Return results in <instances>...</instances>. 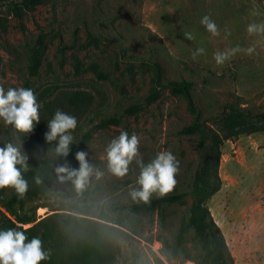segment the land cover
Listing matches in <instances>:
<instances>
[{"label": "rangeland", "instance_id": "374dc122", "mask_svg": "<svg viewBox=\"0 0 264 264\" xmlns=\"http://www.w3.org/2000/svg\"><path fill=\"white\" fill-rule=\"evenodd\" d=\"M2 14L0 87L31 88L43 107L40 122L29 134H19L0 120V147L21 136L29 158L34 153L52 158L44 133L47 122L60 109L77 118L74 145L90 134L82 150L89 153L87 162L102 175L93 174L81 191L72 184L55 183L41 198L26 201L23 208L8 206L13 189H0V219L27 229L53 213L92 220H99L103 213L112 220L109 225L125 233L117 243L115 264H157L155 258L161 264L202 263V241L189 226V193L199 137L180 134L192 123L193 115L185 100L173 97L165 86L191 81L193 100L209 124L225 112L226 104L261 112L264 33L249 34L247 26L264 22V0H46L22 10L20 16ZM204 15L215 21L219 35L206 31L200 23ZM89 33L96 37V44L88 39ZM185 33L193 38L187 39ZM237 45L254 47L255 52L241 51L224 64H216L214 53ZM32 48L39 50L41 62L37 75L30 77L27 67ZM197 48L205 51L193 58ZM95 70L107 78H98ZM155 88L160 93L156 102L135 115L124 113ZM111 118L116 123L103 127L101 122ZM121 131L138 136L145 163L163 150L175 155L180 171L176 185L166 195L184 194L182 203L138 214L128 210L142 202L129 195L139 187V168L133 161L128 173L117 177L108 170L105 152ZM219 175L221 190L207 205L221 226L235 264H264V245L257 246L253 239L264 238V134L224 142ZM111 206L119 210L109 212ZM183 222L188 229L179 242Z\"/></svg>", "mask_w": 264, "mask_h": 264}, {"label": "trees", "instance_id": "16d2710c", "mask_svg": "<svg viewBox=\"0 0 264 264\" xmlns=\"http://www.w3.org/2000/svg\"><path fill=\"white\" fill-rule=\"evenodd\" d=\"M46 0H0V27H2V13L20 16L22 10L35 8ZM90 42L97 43L96 37L87 35ZM37 42L41 44L42 37ZM41 62L40 52L32 48L29 53V65L27 71L30 77L37 75ZM98 78H107L105 74L94 71ZM191 81L180 80L169 82L165 88L173 97H182L187 109L193 115L190 125L184 126L180 134L184 136H198L197 146L198 159L196 171L193 176L192 187L189 193L191 206L189 209V226L193 229L197 238L202 241L204 250L203 262L200 264H235L234 257L225 241L224 235L214 221L207 205L208 201L215 196L222 186V179L219 175L221 148L226 141L234 142L240 136H249L256 133L264 134V108L261 112L254 113L239 106L237 103L224 105L225 112L215 117L212 124L208 119L200 116L193 97ZM160 93L155 88L145 96L141 102L130 105L124 113L135 115L141 112L145 106L156 102ZM116 120L111 118L102 121L103 127H107ZM90 134L83 135L78 145L71 146V152L67 158H29V171L24 173L28 181V191L23 199H19L13 190L8 206L17 205L23 208L26 201L41 198L47 189L55 183V167L67 163L71 169L78 170L79 163L75 159V153L85 148ZM35 177L41 179V183L35 182ZM71 184V182H65ZM184 194H169L163 197L151 198L148 202H138L128 207L133 214L162 209L164 206L182 203ZM119 208L109 207V212H116ZM99 220L82 219L65 213H53L36 222L32 227L23 229L15 223L0 219V229L14 227L17 230L25 231L28 239L39 237L42 241V248L49 253L47 261L40 264H115L118 255L120 238L125 233L109 225L112 220L101 213ZM188 227L181 224L178 241L184 239ZM157 264L161 262L155 258ZM133 264V263H131Z\"/></svg>", "mask_w": 264, "mask_h": 264}, {"label": "clouds", "instance_id": "9594fccd", "mask_svg": "<svg viewBox=\"0 0 264 264\" xmlns=\"http://www.w3.org/2000/svg\"><path fill=\"white\" fill-rule=\"evenodd\" d=\"M200 23L213 36L220 34L217 24L209 15H204ZM247 32L264 33V22L250 23ZM185 37L189 40L193 38L191 33H185ZM204 51L203 48L195 49L192 53L193 58ZM241 51L251 55L255 48L249 46L242 49L237 45L227 51L214 53V60L217 65H222L230 56ZM42 107V103L37 101L31 88L9 87L5 90L0 87V120L19 134H29L33 131L35 125L40 122L39 109ZM77 123L76 116L60 109H57L47 122L48 130L44 133V138L49 145L47 151L53 159L67 158L71 146L77 143L73 134ZM138 145L139 139L136 134L130 136L127 131H121L105 147L107 167L113 175L123 177L128 173L129 165L135 161L139 168L136 179L139 187L133 189L129 195L133 200L148 202L153 196L163 197L173 190L177 182L175 177L180 171V161L171 151L163 150L145 163L140 157ZM33 155L35 159L42 158L39 153ZM88 155L89 153L83 150L75 153V159L79 163L78 170L71 169L67 163L55 167L57 181L71 182L77 191H81L88 185L93 174L99 178L102 173L95 165L87 162ZM28 159L23 150L21 136H18L15 142L7 141L0 147V189L11 188L19 199L24 198L28 191V181L23 174L29 171ZM35 182L39 184L42 181L35 177ZM48 259L49 253L42 248V241L38 236L28 239L25 231L14 227L0 229V264H40L41 261Z\"/></svg>", "mask_w": 264, "mask_h": 264}, {"label": "crops", "instance_id": "0c3cea01", "mask_svg": "<svg viewBox=\"0 0 264 264\" xmlns=\"http://www.w3.org/2000/svg\"><path fill=\"white\" fill-rule=\"evenodd\" d=\"M257 134V133H256ZM261 134V133H260ZM253 135V134H252ZM254 212H256V209H255V211ZM263 237H261L260 239L259 238H256V237H253V239H254V243H257V246H258V244H260L261 246L262 245H264V238L262 239ZM261 249H262V252H263V256H264V247H261ZM261 249H259V247L257 248V251H258V256H260V253H259V251H261ZM262 252H261V254H262ZM255 254L256 253H254L252 256H254V257H257V256H255Z\"/></svg>", "mask_w": 264, "mask_h": 264}, {"label": "bare ground", "instance_id": "6f19581e", "mask_svg": "<svg viewBox=\"0 0 264 264\" xmlns=\"http://www.w3.org/2000/svg\"><path fill=\"white\" fill-rule=\"evenodd\" d=\"M218 224V226L221 228V226L219 225V223H217Z\"/></svg>", "mask_w": 264, "mask_h": 264}]
</instances>
